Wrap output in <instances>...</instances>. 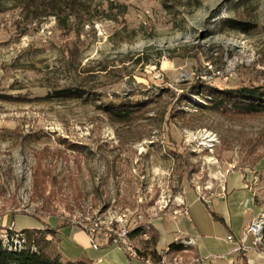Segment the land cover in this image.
<instances>
[{"label":"rangeland","instance_id":"obj_1","mask_svg":"<svg viewBox=\"0 0 264 264\" xmlns=\"http://www.w3.org/2000/svg\"><path fill=\"white\" fill-rule=\"evenodd\" d=\"M84 2L88 8L68 30L53 17L24 29L17 9L0 13L1 239L23 232L64 262L57 225L87 230L97 223L93 238L108 241L113 235L100 233L125 219L129 246L141 258L132 264H153L145 256L153 233L160 256L172 242L190 246L180 255L162 252L167 261L178 255L183 264H225L226 235H238L243 213L253 209L246 190L264 213V113L210 109L186 96L194 107L179 97L201 85L264 88V0ZM230 18L254 26L234 31ZM61 88H83L94 100H11ZM126 98L154 103L130 124H114L99 109ZM228 175H242L246 190L200 200L224 193ZM221 199L230 203L233 230L211 215ZM137 226L143 233L129 238ZM188 236L197 252L180 241Z\"/></svg>","mask_w":264,"mask_h":264},{"label":"trees","instance_id":"obj_2","mask_svg":"<svg viewBox=\"0 0 264 264\" xmlns=\"http://www.w3.org/2000/svg\"><path fill=\"white\" fill-rule=\"evenodd\" d=\"M4 1L6 0H0V13L10 8L17 9L20 16L18 24L24 29L33 23H39L49 17H53L58 26L64 30H68L71 28V18L77 17L88 8L84 0H7L9 2L6 3L7 5L3 3ZM226 26L234 31L248 33L252 30L254 24L230 18L226 20ZM198 90H194L192 87V89L189 88L185 92L182 91L179 103L183 100V102L185 101L194 107H199L198 103L191 98H186L188 95H193L207 102L208 105L206 106L210 109L234 111L241 115L264 113V88L262 87L239 86L220 89L209 85H201ZM90 96V91H86L83 88H61L55 90L50 95L47 94L32 100L27 98L19 100L16 97H13L11 100L14 102H34L35 100L50 101L54 98L62 102L79 100L80 102L88 103L90 100H94ZM153 103L154 101L151 98L137 101L126 98L118 104L107 103L101 105L99 109L114 124H130L148 112ZM211 215L213 218L223 222L215 213L211 212ZM67 225L69 224L65 222L57 225L54 232ZM142 233L143 229L141 226H137L129 232V238ZM8 235L7 240H2L0 237V264H87L82 260L62 262L59 256L48 257L44 254L42 248L36 249L37 245L34 241H27L23 232L10 231ZM158 236V233H153L150 236L149 243L153 248L145 254V256H148L149 259L155 262L159 261L161 257L156 251ZM188 247L190 246L184 245L181 242H172L168 245L170 251H182L188 249ZM137 253L139 256H142L140 251L137 250Z\"/></svg>","mask_w":264,"mask_h":264},{"label":"crops","instance_id":"obj_3","mask_svg":"<svg viewBox=\"0 0 264 264\" xmlns=\"http://www.w3.org/2000/svg\"><path fill=\"white\" fill-rule=\"evenodd\" d=\"M225 192L221 193L219 191H215L211 196H208V198L212 199H220L223 197H226L228 200V197L231 196L235 191L234 190H246V185L244 184V180L242 175H238V177H231L230 175L227 176V179L225 181ZM228 182H234V187H232L230 190H228L227 183ZM241 183V185H240ZM250 190V189H249ZM247 193H250L251 199H253V209H248L245 213L247 214V218L242 224V227L240 230H237L236 232L238 235L235 234H228L226 235V240L229 235H232L234 237V240H239L242 235L244 234V229L250 224V222L261 212L258 204L254 203L256 201L255 199V193L249 192L246 190ZM207 195V193H206ZM201 200V199H200ZM226 200V201H227ZM185 202L187 203V197H185ZM220 202V200H219ZM185 203V207L187 208V205ZM229 202H224L223 199H221L220 202V209L218 208L217 211H214L217 216L220 215V218L223 220L225 226L229 228L230 230H233V222H235L232 219V214L229 211ZM218 205V203H217ZM248 205V200L244 202V206ZM183 215V214H182ZM194 221V220H192ZM58 233H60L59 242L57 243V248L60 256L62 257L63 261H76V260H82L87 264H132L131 258L128 256V254L124 251V249L118 245H115L111 243L110 240H104V239H94L97 248H93L89 241V235L86 232V230L78 227L74 228L72 226H64L59 228ZM70 233V234H69ZM69 235V240H63L62 235ZM99 235V233H97ZM100 235H104L103 233H100ZM240 235V236H239ZM191 237V236H188ZM194 238V237H191ZM195 239V238H194ZM252 237L249 236L247 239L248 244L251 243ZM227 242H229L227 240ZM188 243V242H187ZM229 244H232L229 242ZM189 245L195 247H192L193 252L198 251V244L195 239V243H189ZM233 244L230 249L226 251V253L222 254V258H226L225 264H239L240 261H244L246 264H264V245L260 246V250L256 248H249L246 251H242L239 253H232L228 254L230 250L233 248ZM191 249V250H192ZM190 249L182 250V251H172V254H181L185 253ZM158 252L159 250L156 249ZM163 253H168L169 251H162ZM169 258V257H168ZM162 259H165L162 257ZM184 260L182 256L178 255H172L171 258L168 259L167 264H183ZM187 264V263H186Z\"/></svg>","mask_w":264,"mask_h":264},{"label":"built area","instance_id":"obj_4","mask_svg":"<svg viewBox=\"0 0 264 264\" xmlns=\"http://www.w3.org/2000/svg\"><path fill=\"white\" fill-rule=\"evenodd\" d=\"M225 189L222 187V192H224ZM201 200H205L208 197H206V195H202L199 196ZM187 210L184 209L183 214H186ZM264 213L261 212L260 215H258L255 219H253L250 224L244 229V234L242 235V237L239 240H234V237L232 235H229L227 237V240L232 243L234 246L233 248L230 250V252H228V254H232V253H239L242 251H246L249 248H256L258 250H260V246L264 245V241H256V228L258 226V223H260L261 220V215H263ZM122 224L120 225L119 229H113V228H107L106 231L103 232L104 235H106L108 238L110 235H113L112 238L110 239L111 243L118 245L120 247H122L124 249V251L128 254V256L130 258H139L138 256H135L133 254V252L130 251V246H129V242H125L124 239V229H128L127 227V221L125 219L121 220ZM13 225V224H12ZM97 223H94V226H91V228H87L86 232L89 235V241L90 244L93 248H97L95 240L93 238V233H97ZM11 229V228H10ZM17 235V234H15ZM9 237V235H7ZM20 236V235H19ZM251 236L252 240L250 244H247V239L248 237ZM180 241H188L189 243H195V239L191 238V237H187L185 239H182ZM162 251H169L168 246L165 247L163 250H161V257L160 260L155 262L153 261V264H167V259H162ZM223 257V256H222ZM197 260V259H195Z\"/></svg>","mask_w":264,"mask_h":264},{"label":"bare ground","instance_id":"obj_5","mask_svg":"<svg viewBox=\"0 0 264 264\" xmlns=\"http://www.w3.org/2000/svg\"><path fill=\"white\" fill-rule=\"evenodd\" d=\"M126 234V231H124L125 242H128ZM256 241H264V216L261 217L260 223H258V226L256 228ZM130 251L133 252L135 256H137L136 252L132 247H130Z\"/></svg>","mask_w":264,"mask_h":264}]
</instances>
